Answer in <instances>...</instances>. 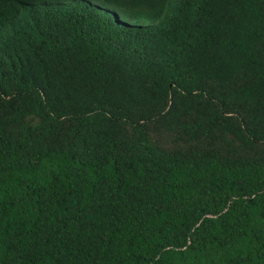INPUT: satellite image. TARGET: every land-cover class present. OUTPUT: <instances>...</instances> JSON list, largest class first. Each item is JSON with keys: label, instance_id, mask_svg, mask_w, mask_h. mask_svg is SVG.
<instances>
[{"label": "trees", "instance_id": "trees-1", "mask_svg": "<svg viewBox=\"0 0 264 264\" xmlns=\"http://www.w3.org/2000/svg\"><path fill=\"white\" fill-rule=\"evenodd\" d=\"M0 264H264V0H0Z\"/></svg>", "mask_w": 264, "mask_h": 264}]
</instances>
